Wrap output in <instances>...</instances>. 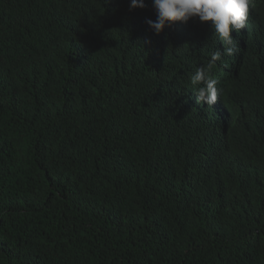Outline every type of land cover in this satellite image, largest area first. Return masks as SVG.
I'll return each instance as SVG.
<instances>
[{"label": "trees", "instance_id": "trees-1", "mask_svg": "<svg viewBox=\"0 0 264 264\" xmlns=\"http://www.w3.org/2000/svg\"><path fill=\"white\" fill-rule=\"evenodd\" d=\"M0 0V264H264V0L239 52L152 0Z\"/></svg>", "mask_w": 264, "mask_h": 264}, {"label": "clouds", "instance_id": "clouds-1", "mask_svg": "<svg viewBox=\"0 0 264 264\" xmlns=\"http://www.w3.org/2000/svg\"><path fill=\"white\" fill-rule=\"evenodd\" d=\"M252 0H152L156 20H146L149 28L157 35L174 22L186 23L198 17L200 22H211L223 50L214 52L206 67H199L192 76V83L199 86L196 101L214 105L222 94L218 81L210 77L209 70L223 54L228 56L239 52V42L231 33L245 28ZM146 7L145 0H130L129 10Z\"/></svg>", "mask_w": 264, "mask_h": 264}]
</instances>
